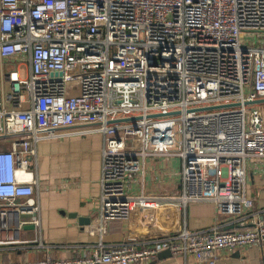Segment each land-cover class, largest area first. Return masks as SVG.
<instances>
[{
	"label": "built area",
	"instance_id": "obj_1",
	"mask_svg": "<svg viewBox=\"0 0 264 264\" xmlns=\"http://www.w3.org/2000/svg\"><path fill=\"white\" fill-rule=\"evenodd\" d=\"M257 33L264 0H0V141L10 142L0 149V236L13 242L39 223L28 169L37 143L76 126L103 140L97 212L82 226L96 242L22 264H151L162 251L215 264L223 251L264 244L245 194L246 159L264 156ZM151 157L182 162L171 199L209 201L232 227L107 242L108 224L144 200L127 191Z\"/></svg>",
	"mask_w": 264,
	"mask_h": 264
},
{
	"label": "crops",
	"instance_id": "obj_2",
	"mask_svg": "<svg viewBox=\"0 0 264 264\" xmlns=\"http://www.w3.org/2000/svg\"><path fill=\"white\" fill-rule=\"evenodd\" d=\"M253 36L259 40L258 46L264 47V33ZM257 106L264 127V100ZM82 130L79 126L62 129L55 137L37 143L36 163L28 162V169L37 181L34 199L39 207V223L22 226L13 242L0 236L4 239L0 238V263L35 262L46 255L63 260L85 254L89 251L87 246L96 242L82 226L97 212L103 140L98 133ZM9 144L7 140L0 141V149H8ZM181 167L182 162L176 157L146 159L143 173L132 178L127 191L144 200L132 203L127 221L108 224L106 241L140 245L163 235H176L183 229L195 232L222 224L232 227L231 219L217 216L209 201L190 202L183 207L171 199L182 190ZM245 174L246 197L252 200L253 211H260L264 219V156L248 157ZM19 219L27 221L29 217ZM161 253L151 264H196L190 256ZM215 264H264V244L237 252L223 251Z\"/></svg>",
	"mask_w": 264,
	"mask_h": 264
},
{
	"label": "rangeland",
	"instance_id": "obj_3",
	"mask_svg": "<svg viewBox=\"0 0 264 264\" xmlns=\"http://www.w3.org/2000/svg\"><path fill=\"white\" fill-rule=\"evenodd\" d=\"M242 40H243V42L247 41L248 42V46L251 45L254 42V39L252 37H250V35H247V36L243 37Z\"/></svg>",
	"mask_w": 264,
	"mask_h": 264
},
{
	"label": "water",
	"instance_id": "obj_4",
	"mask_svg": "<svg viewBox=\"0 0 264 264\" xmlns=\"http://www.w3.org/2000/svg\"><path fill=\"white\" fill-rule=\"evenodd\" d=\"M59 75H60V74H59ZM259 102H260V101H257L256 104L259 103ZM89 220H90V219H89ZM89 220H88V222H89ZM87 224H88V223H87ZM29 228H31V227H29ZM167 252H168V251H167ZM168 253H169V252H168ZM162 254H163V253H161V254L158 256V258H159Z\"/></svg>",
	"mask_w": 264,
	"mask_h": 264
}]
</instances>
